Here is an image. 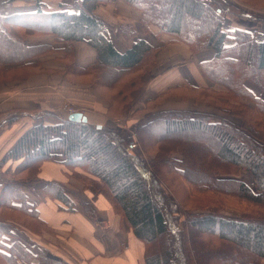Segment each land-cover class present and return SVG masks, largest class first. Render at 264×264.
I'll list each match as a JSON object with an SVG mask.
<instances>
[{"label":"trees","instance_id":"obj_1","mask_svg":"<svg viewBox=\"0 0 264 264\" xmlns=\"http://www.w3.org/2000/svg\"><path fill=\"white\" fill-rule=\"evenodd\" d=\"M115 1L80 0L75 11L41 17L0 15V71L39 67L46 54L63 55L61 62L67 66L68 58L71 63L64 77H94L88 84L108 100L112 115L122 117L141 101L151 83L157 48L138 38L131 27L120 26L118 32L133 42L122 53L115 50L95 14L99 6ZM122 1L140 11L144 32L152 23L155 38L170 36L193 53L209 50L214 55L199 64L210 87H170L146 100L142 110L174 95L217 108L238 118L240 126L187 111L148 113L134 130L138 148L131 149L133 140L126 132L68 119L46 124L42 116L33 117V124L0 162V169L8 160L18 162L1 174L7 180H0V210L46 229L23 188L38 182L42 162L54 160L70 170L79 168L78 180L106 198L143 243L144 264H263L264 100L245 82L264 91V38L259 40L246 28L224 31V14L235 10L223 0ZM43 36H50L54 44L30 43V38ZM73 42L96 51L92 65L74 66ZM242 99L252 106L242 104ZM241 172L251 176L250 183L239 178ZM46 189L68 204L64 189L55 184ZM225 207L240 216H221ZM21 227L0 221V264H32L33 259L36 264H66L37 245L28 249L19 240L3 242L24 235Z\"/></svg>","mask_w":264,"mask_h":264},{"label":"crops","instance_id":"obj_2","mask_svg":"<svg viewBox=\"0 0 264 264\" xmlns=\"http://www.w3.org/2000/svg\"><path fill=\"white\" fill-rule=\"evenodd\" d=\"M78 1L80 0H0V15L41 17L62 10L75 11L74 4ZM240 11L246 20L224 16L223 30L246 28L262 40L264 11L244 7ZM95 14L104 23L105 35L116 51L124 52L126 46L129 47L133 42H127L118 32L119 24H112L118 20L123 21L124 25L131 24L138 38L157 48L156 67L152 70V81L143 99L153 100L166 89L176 85H211L203 77L199 64L211 61L213 52L208 50L194 54L182 43L172 42L165 37L155 38L157 28L153 24H149L148 31L144 32L140 23L141 14L122 0L99 6ZM30 43L54 44L50 36L32 37ZM71 46L76 68L83 69L95 62L96 51L92 47L83 42H73ZM9 88L0 90V100L4 94L3 90ZM8 98L3 102L4 105L0 102V162L14 142L33 124L35 114L42 116L46 124L68 119L70 114L63 110L64 103H74L78 106L87 104L88 110L78 112L86 117V123L94 127H102L109 121L103 113L105 105L93 92L83 86L63 83L56 76L31 78L20 84L18 90ZM169 104L170 102L167 105L162 104L156 111H186L185 107L179 108ZM17 163L8 160L1 167V171L13 169ZM77 173H82L79 168L70 170L58 161L42 162L38 182L24 186L23 190L28 196V202L34 205L38 218L46 224L51 235L38 237L25 231L24 235H18L19 237L4 238L3 242L11 244L19 240L28 249L32 245L40 246L47 251L50 258L64 261L66 264H144L143 243L134 236L124 220L113 212L105 197L94 195L78 180ZM48 184H55L64 189L62 197L66 196L68 204L58 196L52 197L46 189ZM31 263L36 264L37 260L33 259Z\"/></svg>","mask_w":264,"mask_h":264},{"label":"rangeland","instance_id":"obj_3","mask_svg":"<svg viewBox=\"0 0 264 264\" xmlns=\"http://www.w3.org/2000/svg\"><path fill=\"white\" fill-rule=\"evenodd\" d=\"M223 1H224L226 6H228V7L230 6L233 10H235L234 12H226L224 14V16L229 15L235 19L246 20L244 15L240 11V9L243 7L246 9L254 10V11H262V12L264 11V0H231V1L230 0H223ZM108 4H110V3H108ZM102 6H105V5H102ZM130 8H132V7H130ZM132 9H134L140 13L139 10H137L135 8H132ZM224 16H223V18H224ZM140 23H141V18H140ZM112 24L113 25L119 24L118 26H126L129 28L131 27L135 31V29L133 28V26L131 24H125L124 25L123 21H120V20H118L117 23H112ZM150 24H152V23H150ZM148 25H147V27H148ZM147 31H148V28H147ZM166 39L170 40L171 37L167 36ZM178 43H181V42H178ZM189 51L192 52L191 50H189ZM194 54H196V53H194ZM45 57H48V58L43 60L42 62H40L39 67L21 68V69H16V70H11V71H0V90L12 87V88H9L7 90H3L4 94H3L2 99L0 100L2 105H4L3 102H5L9 99L8 97H10L14 92H16L18 90L20 84H23L24 82L28 81L29 79L35 78V77H42V76H56L60 79V81H63V83H66V84H69L72 86H83V87H86L91 92H93L94 95L105 105L103 113L105 116H107L109 121L104 125V127H110L116 133L126 132L127 134H129L133 140L129 143V145L130 146H131V144L135 145V148L130 147L131 149H137L138 148L137 140H136V137L134 135V130H135V127H136L138 121L140 119H142L148 113L157 112L156 109L159 106H161L164 103H165V105H167L168 102H170L169 105H172L175 107H179V108L185 107L187 112L197 113V111H198L200 114H207V112H209L208 115H210L214 120L226 119L238 127L241 124V122L238 118L231 116V115H228V114L224 113L223 111H221L217 108L207 106L205 103L200 102V101H195L192 98H187L186 100H182L179 97H176L174 95L173 96L170 95L168 97L166 96L165 98L161 99L157 103L147 104L148 109L142 110L145 107V104H144L145 101L148 100V99H143V96H144V94H143L141 101L136 103L129 110V112L125 113L123 116L121 115L122 117L117 116V115H112L113 113L111 112L112 110L110 111L108 100H106L104 97L100 96L94 90V88H92L88 84V83L94 81V77H91L88 74H81L78 76H68L67 75L66 77H64V73L67 72L66 69L67 68L69 69L71 67L70 60L68 58H66L67 60H65V63L67 66H65L64 63L61 62L62 58L64 57L63 55L50 53V54H46ZM72 59H73V55H72ZM155 59H156V55H155ZM7 60H10V59H7ZM7 60H5V61H7ZM156 63H157V60H156ZM245 83L247 84V85L245 84V86L249 89V91H251L256 97H259L262 100H264V91H261L258 87H256L255 85H253L252 83H250L248 81ZM164 92L165 91H163L162 93H164ZM162 93H160V94H162ZM241 103L246 105V106H249V107L252 106V103L247 99H242ZM88 109H89V106L87 104L78 106L77 104H74V103H64V105H63V110L68 114H69V110L76 111V112H78L80 110L81 112H85ZM196 109H197V111H196ZM169 111H178V110H169ZM36 116H40V115L35 114L34 117H36ZM172 155H173V157L177 158V155H174V154H172ZM41 165L42 164H40L39 168L37 169L36 177H38V178H39ZM1 174H2V171L0 169V180L6 181L7 179L4 176H2ZM24 175H27V174H24ZM18 177H20V175ZM15 178H16V176H15ZM239 178H241L242 180H244L247 183H250V181H251V176L246 172H241ZM219 214L223 217L232 218V219H236L240 216L237 211H235L231 208H228V207L221 209L219 211ZM0 216H1L0 221H2L4 223L12 222V223L18 224V225H20V227L22 226L21 228H23V230H25L28 233H31L32 235H35L38 237H41L42 235L44 236V234L51 235V232L48 230V228H46V229H44L43 227L38 228V225L35 224L33 220H31L30 218H27V217L24 218L20 214L10 215L5 211L0 210ZM46 253H47V251H46ZM262 263L264 264V259L262 260Z\"/></svg>","mask_w":264,"mask_h":264},{"label":"water","instance_id":"obj_4","mask_svg":"<svg viewBox=\"0 0 264 264\" xmlns=\"http://www.w3.org/2000/svg\"><path fill=\"white\" fill-rule=\"evenodd\" d=\"M68 120L71 122H76V123H86L87 122L86 117L80 112H75V113L70 114L68 116ZM96 128L99 129L100 127H96Z\"/></svg>","mask_w":264,"mask_h":264},{"label":"built area","instance_id":"obj_5","mask_svg":"<svg viewBox=\"0 0 264 264\" xmlns=\"http://www.w3.org/2000/svg\"><path fill=\"white\" fill-rule=\"evenodd\" d=\"M76 111H72V110H69V114H72V113H75ZM131 148H135V145L134 144H131L130 146Z\"/></svg>","mask_w":264,"mask_h":264}]
</instances>
